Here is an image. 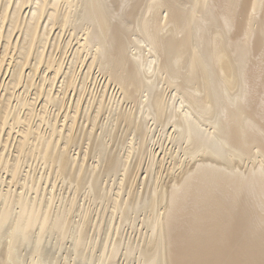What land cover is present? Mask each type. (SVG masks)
Returning <instances> with one entry per match:
<instances>
[{"label":"bare ground","instance_id":"obj_1","mask_svg":"<svg viewBox=\"0 0 264 264\" xmlns=\"http://www.w3.org/2000/svg\"><path fill=\"white\" fill-rule=\"evenodd\" d=\"M1 73L0 264H264V0H0Z\"/></svg>","mask_w":264,"mask_h":264},{"label":"rangeland","instance_id":"obj_2","mask_svg":"<svg viewBox=\"0 0 264 264\" xmlns=\"http://www.w3.org/2000/svg\"><path fill=\"white\" fill-rule=\"evenodd\" d=\"M26 12H27V11H26ZM80 39H81V38H80ZM76 44H77V43L74 42V43H73V46H75ZM9 57H10V56H9ZM9 57H8L7 59H10V58H11V57H10V58H9ZM7 62H8V61H7ZM7 62L4 63V67H5V65L7 66V64H6ZM5 68H6V67H5ZM5 68L2 70V72L5 71ZM3 74H4V72H3ZM3 74L1 73V76H0V94L3 93V91H2V87H1V85L3 86V84H1V83H2L3 79L5 80V79L7 78V76H8V74H7L6 76L4 75V76H5V77H4ZM1 78H2V79H1ZM99 79H100V78H99ZM7 81H8V80H7ZM3 90H4V88H3ZM1 92H2V93H1ZM13 134H15V136H18V135L16 134V132H14ZM5 135H6V134H5ZM3 138H4V135H3ZM167 166H168V165H167ZM163 170H164V169H163ZM165 175H166V171H165Z\"/></svg>","mask_w":264,"mask_h":264}]
</instances>
